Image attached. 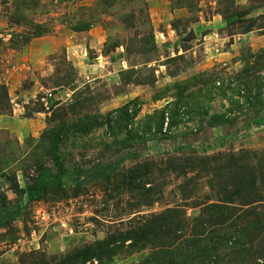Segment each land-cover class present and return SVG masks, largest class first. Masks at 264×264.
<instances>
[{"label":"rangeland","instance_id":"374dc122","mask_svg":"<svg viewBox=\"0 0 264 264\" xmlns=\"http://www.w3.org/2000/svg\"><path fill=\"white\" fill-rule=\"evenodd\" d=\"M0 264H264V0H0Z\"/></svg>","mask_w":264,"mask_h":264},{"label":"trees","instance_id":"16d2710c","mask_svg":"<svg viewBox=\"0 0 264 264\" xmlns=\"http://www.w3.org/2000/svg\"><path fill=\"white\" fill-rule=\"evenodd\" d=\"M30 198H32V199H36V198H39V197L31 193ZM8 212H9V211H8ZM19 212H20V207H17V208L15 209V211L10 212V214L13 216V215L18 214Z\"/></svg>","mask_w":264,"mask_h":264}]
</instances>
